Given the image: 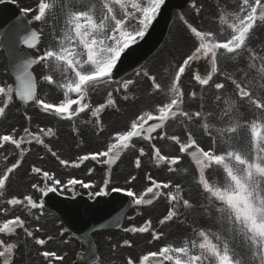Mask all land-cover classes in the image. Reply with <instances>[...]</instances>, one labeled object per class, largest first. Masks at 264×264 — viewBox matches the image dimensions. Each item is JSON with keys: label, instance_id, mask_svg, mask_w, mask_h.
Returning a JSON list of instances; mask_svg holds the SVG:
<instances>
[{"label": "snow or ice", "instance_id": "6c2138e0", "mask_svg": "<svg viewBox=\"0 0 264 264\" xmlns=\"http://www.w3.org/2000/svg\"><path fill=\"white\" fill-rule=\"evenodd\" d=\"M3 2L6 0H0V3ZM164 4L165 0H76V5L71 6V0L69 3H63V0H37L35 9L26 8L25 13L31 12L32 20L41 24H46L50 16L55 18L59 13L63 16V27L59 34L55 30L52 32L55 46H47L37 57L24 61L17 76L21 87L15 90V95L20 101H31L44 113L61 120L71 121L90 112L96 128L102 133V114L108 108H116L117 101L113 92L123 90V99L128 100L127 93L136 81L128 79L120 82L118 88L106 91V102L95 107L88 102L89 94L101 87L110 88L116 83L114 72L124 54L138 40L145 37ZM193 8L199 14L200 9L195 4ZM181 19L198 41V46L176 67L170 85L164 86L157 82V77L147 71L142 73L151 82L153 93L163 95L167 102L162 100L154 109L140 112L130 122L127 130L118 131L110 137L111 142L106 145L105 150L83 155L79 157V162H73L72 166L79 168L88 160L113 164L125 150L135 149L134 140L138 139L151 144L157 164L166 166L169 172H176L181 156L162 154L161 149L152 143L155 138L173 141L179 146V152L190 157L194 164L198 173L195 182L206 194L208 201L207 205L202 207L214 208L217 214L214 222L218 225V230L194 228V235L184 239L181 245L164 244L158 251L142 255L138 261L128 258L126 264H264V55L255 52L247 43L253 30L264 24V0H239L238 11L220 15L219 23L230 30L229 38L223 40L218 39L216 33L200 30L183 17ZM43 33V28L32 30L23 37V43L29 49L40 51ZM245 54L248 65L246 70L238 69L242 71L241 79L221 71L219 65L222 60L236 61ZM201 57L208 61L210 70L204 76L196 73L193 78L200 86L211 84L217 90L215 101L223 104L218 122H209L213 113H204L202 104L201 110H184L185 92L182 89V77L190 69L191 62ZM34 65L42 66L41 79L49 85L57 84L52 73L62 78V82L58 84L61 98L57 102L50 103L38 98L37 84L31 71ZM139 75L141 73H137V76ZM217 75L223 76L234 85L232 94H225V82L214 81ZM13 92L12 86L0 85V103L3 105L0 106V117L5 116L6 109L13 102ZM189 95L195 99L197 94L192 91ZM245 103L254 111L255 118L242 124L243 114L240 109ZM25 118L29 122L32 120L27 113ZM170 121L178 122V125L184 127L183 142L179 135H169L164 131ZM192 123L198 124L203 133L210 137L207 150L197 142L190 130ZM242 127L250 129V150L247 152L238 147V133ZM23 132L39 145H45L43 137L55 135L51 127L40 128L39 133H32L25 127ZM24 143V136L17 137L14 133L0 135V149L11 144L20 150L21 157L25 154ZM48 150L52 156H57L56 152L50 148ZM145 155L144 148H139V155L135 159L137 169L141 168V157ZM4 159L7 160L8 157L5 156ZM59 163L67 166L69 161L60 159ZM20 167L21 160L17 159L0 175V196L4 195L10 175ZM213 168L223 173V183L218 180L209 181L206 172ZM31 171L41 174L42 169L33 167ZM88 171L91 174L93 170ZM42 177L45 181L44 187L32 184V188L43 195L55 192V185L61 184V181L54 179L48 171H43ZM146 178L151 182V186L141 195L132 190L125 191L121 187H112L111 191H124L136 206L151 205L153 198L166 197L170 206L166 214L159 219L158 225L163 227L177 220L183 223L184 221L180 220L184 215L181 209L190 211L195 205L185 198L181 184L157 181L152 175H147ZM136 179V176H131L126 182L132 183ZM48 181L52 182V187L48 186ZM102 183L103 187L95 191L94 195H109L105 189L111 183L110 173ZM76 185L85 189L96 187L81 179L72 178L67 181V186L74 188ZM2 204L13 208L19 206L29 215L32 210L44 207L43 203L38 202L32 195H25L22 199L12 197L0 201V205ZM9 211L8 207L0 206V213L3 215L7 216ZM25 223V219L20 215L5 219L0 223V234L12 235L17 229H23L25 235L33 238L37 245H46L47 241L36 238ZM124 231L150 234L149 243L159 241L166 235L163 231L153 228L150 219L142 226L124 228ZM51 239L48 238L49 241ZM123 245L132 246L128 240H125ZM241 246L243 252L239 251ZM17 247L16 243L0 239V257H3V264H12V256ZM41 255L45 260H63V256L55 251H43Z\"/></svg>", "mask_w": 264, "mask_h": 264}, {"label": "rangeland", "instance_id": "374dc122", "mask_svg": "<svg viewBox=\"0 0 264 264\" xmlns=\"http://www.w3.org/2000/svg\"><path fill=\"white\" fill-rule=\"evenodd\" d=\"M37 0H29V4L33 5V7H36ZM193 4H195L199 9V14H197L196 9L193 8ZM216 4L215 0H194L192 2V6H189L184 13H178L176 14L175 19H181L183 17L185 20L189 21L193 26L198 27L200 30L203 31H212L214 33V30L212 28V21L214 18V5ZM173 30H174V37L180 36V32L184 31L182 24L180 22H174L173 24ZM188 41H192L191 36L188 34ZM152 66H154V63H152ZM0 72H2L0 70ZM3 73H5L3 71Z\"/></svg>", "mask_w": 264, "mask_h": 264}, {"label": "water", "instance_id": "95a60500", "mask_svg": "<svg viewBox=\"0 0 264 264\" xmlns=\"http://www.w3.org/2000/svg\"><path fill=\"white\" fill-rule=\"evenodd\" d=\"M177 0H171L162 10L161 16L160 18L156 21L153 30L151 31V35L159 38L161 37V35L163 34L164 30H165V26L168 23V19H169V12L171 10V8H173L177 3ZM187 0H185L184 2H186Z\"/></svg>", "mask_w": 264, "mask_h": 264}]
</instances>
